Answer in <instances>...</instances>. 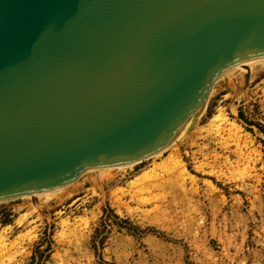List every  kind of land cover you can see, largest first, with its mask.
<instances>
[{
    "label": "water",
    "instance_id": "95a60500",
    "mask_svg": "<svg viewBox=\"0 0 264 264\" xmlns=\"http://www.w3.org/2000/svg\"><path fill=\"white\" fill-rule=\"evenodd\" d=\"M264 59V0H0V202L138 163Z\"/></svg>",
    "mask_w": 264,
    "mask_h": 264
},
{
    "label": "rangeland",
    "instance_id": "374dc122",
    "mask_svg": "<svg viewBox=\"0 0 264 264\" xmlns=\"http://www.w3.org/2000/svg\"><path fill=\"white\" fill-rule=\"evenodd\" d=\"M225 77L156 157L0 202V264H264V63Z\"/></svg>",
    "mask_w": 264,
    "mask_h": 264
},
{
    "label": "trees",
    "instance_id": "16d2710c",
    "mask_svg": "<svg viewBox=\"0 0 264 264\" xmlns=\"http://www.w3.org/2000/svg\"><path fill=\"white\" fill-rule=\"evenodd\" d=\"M239 116H240V118H242V114H239ZM114 217L118 218V216L115 214H114ZM123 222H125V223H122V224H125V225H120L118 222L116 224H118L119 226H124V228L127 230V232L133 233V232H136V230H139L138 227L132 225L131 223H128L127 220H123ZM51 243H52V241L50 240V238L46 237V236H44L43 239L38 241L33 248L32 256L30 257V263L38 264L39 261H41L43 259L42 254L50 251ZM42 245L44 246V249L41 250ZM48 253L44 256V260L48 257ZM99 259L102 260L101 257H99Z\"/></svg>",
    "mask_w": 264,
    "mask_h": 264
},
{
    "label": "bare ground",
    "instance_id": "6f19581e",
    "mask_svg": "<svg viewBox=\"0 0 264 264\" xmlns=\"http://www.w3.org/2000/svg\"><path fill=\"white\" fill-rule=\"evenodd\" d=\"M255 63H264V59H260V60H255V61H250V62H248V63H246L247 65H249V67H251V65H253V64H255ZM243 65L244 64H240V65H238V66H236V67H234V68H232V69H230L229 71H228V73L231 71L232 72V70H235V69H239V71H240V73L241 74H244V72H245V68L243 67ZM228 75H230V74H228ZM233 75V74H232ZM227 78V77H226ZM228 78H229V76H228ZM217 82V81H216ZM171 145V144H170ZM170 145H168L169 147H170ZM167 146V147H168ZM165 150V149H164ZM163 151V150H162ZM161 151V152H162ZM160 152V153H161ZM159 154V153H158ZM157 155V154H156ZM155 156V155H154ZM153 157V156H152ZM151 157V158H152ZM156 157V156H155ZM132 164H128V165H121V166H112V167H104V168H99V169H96V170H93V171H98V173L100 172V173H104V172H106V171H109V170H112V169H121V168H126V167H129V166H131ZM64 187H66V186H64ZM63 189V187H61V188H59V189H56V190H52V191H48V192H43V193H38V194H36V197H39V198H45V199H49V197H51L52 195H54V194H56V193H58L59 191H61ZM64 191V190H63ZM163 195V194H162ZM156 196V195H155ZM26 197H30V198H32V196H26ZM24 198V197H23ZM139 198V197H138ZM143 198V197H142ZM135 200V199H134ZM45 201V200H44ZM139 201H141L140 199H139ZM3 239V238H2ZM1 239V240H2Z\"/></svg>",
    "mask_w": 264,
    "mask_h": 264
}]
</instances>
